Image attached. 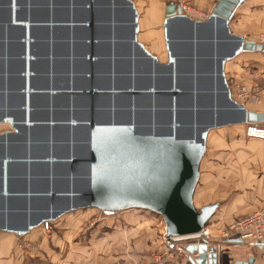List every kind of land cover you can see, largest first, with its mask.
<instances>
[{"label": "water", "instance_id": "water-1", "mask_svg": "<svg viewBox=\"0 0 264 264\" xmlns=\"http://www.w3.org/2000/svg\"><path fill=\"white\" fill-rule=\"evenodd\" d=\"M243 2L218 0L204 20L168 4L162 62L138 38L133 0H0V122L12 126L0 230L24 235L83 207L151 210L167 237L208 225L219 203L198 208L194 194L210 130L264 122L225 72L264 50L231 30ZM184 250L187 264H216L206 240Z\"/></svg>", "mask_w": 264, "mask_h": 264}, {"label": "crops", "instance_id": "crops-1", "mask_svg": "<svg viewBox=\"0 0 264 264\" xmlns=\"http://www.w3.org/2000/svg\"><path fill=\"white\" fill-rule=\"evenodd\" d=\"M133 1L140 15L138 38L162 61V56L166 54L167 50L164 33L166 7L175 0H149L153 3L149 4L153 10L148 13L144 12L142 7V3L148 0ZM217 1L187 0V3L201 15L210 14ZM192 15L197 16L196 14ZM230 27L234 34L252 40L263 33L264 0H244L236 9ZM247 53L255 54L257 52ZM248 59L250 58L243 55V61ZM166 61L167 59H163L162 62ZM227 64L228 62L225 65V70L228 71ZM236 68L233 66V69ZM253 108V110L264 112V87L261 102ZM6 123L0 122V124ZM260 124L264 126V122ZM210 136L211 132L208 135L207 146ZM216 136L220 135L216 134ZM261 140L264 143V139ZM253 152H256L254 155L256 159L250 163V167H243L246 173L243 175L241 185L248 186L246 196L261 203L259 206L258 203L253 204V208L249 210L250 213L264 203V144L262 151L258 149ZM248 153L250 155L252 151ZM259 158L261 160H258ZM203 172L201 162L200 179L194 194V202L197 207L199 206L198 208L208 203L201 199L202 202L197 205L195 199ZM87 208L91 207L69 211L57 219L49 221V230H45L42 224L32 228L24 235L0 230V264H113L137 259H145L143 260L145 264H160L153 258L157 253L165 254L161 264H187L188 258L184 246L189 242L182 240L175 243L177 247L170 248L164 235V220L162 217L153 218L151 216L153 211L136 208L140 210H123L129 211L125 215L121 214L122 210L112 214L105 213L112 217L103 218L91 224L89 220H86V216L84 219L81 218L82 212ZM249 211H247L248 214ZM75 213L77 214L75 215ZM233 214H230V210L224 212L220 210L217 214L216 209L209 220L211 223L208 224L210 234L206 241L209 248L212 246L216 250V264H264V246L254 245L247 239H240L237 234L223 235L230 224L241 218L236 219L235 215L238 214ZM145 215L153 218L152 223L138 218ZM241 215L245 216L246 214ZM123 221L124 223H122ZM206 254H209V250L206 251ZM198 256V254L193 255L194 258ZM205 261V264H211L208 256L205 257Z\"/></svg>", "mask_w": 264, "mask_h": 264}, {"label": "rangeland", "instance_id": "rangeland-1", "mask_svg": "<svg viewBox=\"0 0 264 264\" xmlns=\"http://www.w3.org/2000/svg\"><path fill=\"white\" fill-rule=\"evenodd\" d=\"M149 4L153 3H151L149 0L142 3V7L144 9V12L146 13L150 12V10H153V8H150ZM189 15L194 16L195 18H199L190 13ZM201 19L204 20V18ZM243 55L249 57L250 59L243 61ZM163 59H168L167 50L166 54L162 56V61ZM233 66H236L237 68L233 69ZM226 68H228V71L225 70L226 76L233 91L234 99L238 100L240 103H243L247 108L254 109L253 107L259 105L260 102H254L248 97H240L238 92L241 91L243 84H248L249 86L253 84L251 75L252 72H259L261 74L259 82L262 85L263 90L264 55L258 52L255 54L242 52L233 59L229 60ZM102 80L105 81V78L100 79V81ZM262 90L260 92L261 96ZM246 125L247 123H241L210 130L211 136L208 140L207 150L202 160L204 171L203 177L201 178L200 188L195 195L197 205H200L202 201H206L209 204L218 202L219 206L217 208V214L220 210H222V212L230 210V214H238L237 216L235 215L236 219L242 217L243 215L241 214H248L247 211L253 208V204L258 203L256 200L253 201L248 196H246L248 186L245 187L244 185H241V183L243 175H245L246 173L244 172L243 167H250V163L256 159L254 158L256 152H253V150L259 149L262 151L264 143L261 139L247 136L245 131ZM11 129L12 126L8 123L0 124V133ZM216 134H219L220 136L218 137L216 136ZM249 151H252L250 155L248 153ZM258 160H261V158H259ZM260 203H258V206ZM126 210L140 209L132 208ZM121 212V214L125 215L128 214L127 212L129 211L122 210ZM76 214L77 213H75V215ZM85 216L86 220H89L91 224L94 222H98L103 218L108 219L112 217L106 215L104 211L94 207L85 209L81 214V218L84 219ZM151 216H153V218L155 219H159L160 217H162L155 212L152 213ZM138 218L151 223L153 221V218L147 215L140 216ZM124 221L122 223H124ZM208 224L210 225L211 223L209 222ZM137 260L143 261L145 259Z\"/></svg>", "mask_w": 264, "mask_h": 264}, {"label": "built area", "instance_id": "built-area-1", "mask_svg": "<svg viewBox=\"0 0 264 264\" xmlns=\"http://www.w3.org/2000/svg\"><path fill=\"white\" fill-rule=\"evenodd\" d=\"M176 3L181 6L184 13L188 14H196L199 18L197 19H207L209 14H201L196 13L193 8L187 4V0H175ZM191 16V15H190ZM194 17V16H192ZM256 42L263 44L264 46V33L259 34L255 39ZM261 54L264 55V50L261 51ZM252 80L253 84L249 86L248 84H243L241 91L238 92L240 97L250 98L254 102H261L262 96L260 94L262 90V85L259 82L261 74L259 72H252ZM228 80V79H227ZM229 83V82H228ZM230 87V83H229ZM231 89V87H230ZM231 93L233 96V91L231 89ZM234 98V97H233ZM238 101V100H237ZM239 102V101H238ZM246 134L249 137L264 139V126L260 123H247L246 125ZM45 229L49 230L50 222L47 221L42 224ZM210 234V230L208 225L204 226L200 232L187 235L185 237L180 236H166V232L164 233L165 239L170 245V248L177 247L175 246L176 242L179 241H203L207 240ZM233 234L239 235L243 239L249 240L254 245L264 246V203L258 209L252 211L249 214L239 218L235 222L229 225V227L224 231L225 236H232ZM165 254L157 253L153 256L154 261L157 263H162L164 260ZM113 264H145L143 261L134 260V261H123V262H115Z\"/></svg>", "mask_w": 264, "mask_h": 264}, {"label": "trees", "instance_id": "trees-1", "mask_svg": "<svg viewBox=\"0 0 264 264\" xmlns=\"http://www.w3.org/2000/svg\"><path fill=\"white\" fill-rule=\"evenodd\" d=\"M171 2H175V1H171ZM258 53H261V51H259Z\"/></svg>", "mask_w": 264, "mask_h": 264}]
</instances>
